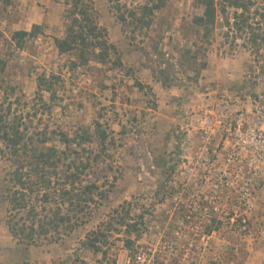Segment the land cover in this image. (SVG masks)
I'll list each match as a JSON object with an SVG mask.
<instances>
[{
  "label": "rangeland",
  "instance_id": "1",
  "mask_svg": "<svg viewBox=\"0 0 264 264\" xmlns=\"http://www.w3.org/2000/svg\"><path fill=\"white\" fill-rule=\"evenodd\" d=\"M91 1L115 52L75 68L53 44L64 35V0H0V102L19 99L15 111L48 134L47 146L62 149V133L88 148L81 139L95 123L115 140L103 165L113 186L90 222L56 243L26 245L9 233L10 165L0 156V264H264V172L230 185L236 167L219 124L264 89V43L257 52L230 43L220 15L204 39L192 27L202 14L196 0H169L132 38L107 0ZM34 25L38 33L16 49L12 34ZM41 74L58 77L54 99L35 96ZM116 212L136 227L118 228ZM109 220L106 254L95 253L86 237Z\"/></svg>",
  "mask_w": 264,
  "mask_h": 264
},
{
  "label": "trees",
  "instance_id": "2",
  "mask_svg": "<svg viewBox=\"0 0 264 264\" xmlns=\"http://www.w3.org/2000/svg\"><path fill=\"white\" fill-rule=\"evenodd\" d=\"M107 2L119 24L130 28L129 33L135 38V31L142 34L148 30L154 14L162 10L169 0ZM127 2H130L129 7ZM63 3L66 7L64 35L53 39L57 53L72 55L74 60L69 63L75 68L86 66L91 61L106 63L115 47L108 42L106 31L98 25L93 2L64 0ZM195 3L202 8V14L192 18V27L197 28L204 39L214 31L220 15L230 43L241 40L255 52L264 43V7L255 8L250 0H221L219 4L214 0H196ZM228 9L233 11L229 13ZM39 29L34 25L28 32L15 31L11 36L14 47L22 50L26 40L34 37ZM3 67L4 64L0 71ZM57 79L52 74L37 77L35 96L39 101L43 102L44 93L50 99L56 97L53 81ZM16 100L18 104L19 99ZM14 101L4 99L0 102V156L10 165L5 224L11 236L26 245L56 243L88 224L105 197V188L113 186L103 165L107 158H111L107 150L109 145L115 146V140L109 138V133L99 123H95L93 136L86 133L81 139L88 148L81 147L62 133L57 137L62 149L47 146L48 134L39 129L30 130L23 122L24 115L15 111ZM94 142L96 146L92 149L89 145ZM125 213L129 216L130 212ZM116 214L118 228L129 232L130 228L136 227L137 222L129 223L123 215L118 219ZM138 218L139 225H143V217ZM111 225L110 220L97 225L96 231L87 235L85 246L105 255L102 243H105V233ZM136 231L140 234L142 230Z\"/></svg>",
  "mask_w": 264,
  "mask_h": 264
},
{
  "label": "built area",
  "instance_id": "3",
  "mask_svg": "<svg viewBox=\"0 0 264 264\" xmlns=\"http://www.w3.org/2000/svg\"><path fill=\"white\" fill-rule=\"evenodd\" d=\"M219 124L227 161L236 167L230 185L238 184L237 177L264 172V89L251 100L250 109L236 111Z\"/></svg>",
  "mask_w": 264,
  "mask_h": 264
}]
</instances>
